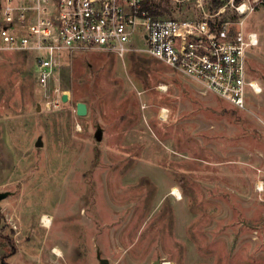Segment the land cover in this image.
I'll return each mask as SVG.
<instances>
[{
    "label": "rangeland",
    "instance_id": "374dc122",
    "mask_svg": "<svg viewBox=\"0 0 264 264\" xmlns=\"http://www.w3.org/2000/svg\"><path fill=\"white\" fill-rule=\"evenodd\" d=\"M220 1L222 19L235 20ZM244 1L254 8L243 27L258 35L247 66L262 93L243 109L136 37L123 56L65 54L70 99L48 110L33 53L0 51V264H264V0ZM150 2L181 20L219 7Z\"/></svg>",
    "mask_w": 264,
    "mask_h": 264
},
{
    "label": "built area",
    "instance_id": "2783aa9c",
    "mask_svg": "<svg viewBox=\"0 0 264 264\" xmlns=\"http://www.w3.org/2000/svg\"><path fill=\"white\" fill-rule=\"evenodd\" d=\"M146 1L0 0V51L33 53L39 103L48 110L70 99L60 83L65 54L107 50L123 56L136 37L144 40L147 54L235 107L245 108L248 93H262L247 66V50L258 43L257 32L243 27L251 3L228 1L235 20L222 19L224 5L199 19L181 20L152 16Z\"/></svg>",
    "mask_w": 264,
    "mask_h": 264
},
{
    "label": "water",
    "instance_id": "95a60500",
    "mask_svg": "<svg viewBox=\"0 0 264 264\" xmlns=\"http://www.w3.org/2000/svg\"><path fill=\"white\" fill-rule=\"evenodd\" d=\"M67 94L62 95L63 100H67ZM37 109H40V106H37ZM75 111L78 115H85L87 111V106L86 103L83 101H78L76 102L75 105ZM7 196V192H0V201ZM99 264H107V259L106 258H100ZM152 264H160L159 260H155L152 262Z\"/></svg>",
    "mask_w": 264,
    "mask_h": 264
},
{
    "label": "bare ground",
    "instance_id": "6f19581e",
    "mask_svg": "<svg viewBox=\"0 0 264 264\" xmlns=\"http://www.w3.org/2000/svg\"><path fill=\"white\" fill-rule=\"evenodd\" d=\"M160 116L163 118L166 116V110L164 108L161 110ZM258 188H259V186H258ZM174 192L177 193L176 188H174ZM51 222H52L51 217L48 214L43 213L41 216V225L43 227H48L51 224ZM52 251L56 256H61V254H62L61 249L58 246H54L52 248ZM160 264H172V263L168 260H163Z\"/></svg>",
    "mask_w": 264,
    "mask_h": 264
},
{
    "label": "trees",
    "instance_id": "16d2710c",
    "mask_svg": "<svg viewBox=\"0 0 264 264\" xmlns=\"http://www.w3.org/2000/svg\"><path fill=\"white\" fill-rule=\"evenodd\" d=\"M240 0H234L235 3H238ZM212 3L214 5V7H218L222 4V2L220 0H212ZM144 7L145 9H147L149 11V13L154 16V17H160L159 14H160V11L157 9V7L149 2V1H146L144 3Z\"/></svg>",
    "mask_w": 264,
    "mask_h": 264
}]
</instances>
